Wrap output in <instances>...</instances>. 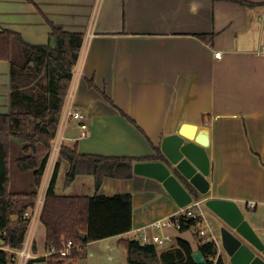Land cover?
<instances>
[{"label":"crops","instance_id":"0c3cea01","mask_svg":"<svg viewBox=\"0 0 264 264\" xmlns=\"http://www.w3.org/2000/svg\"><path fill=\"white\" fill-rule=\"evenodd\" d=\"M245 1L255 5L229 0H0V30L13 29L30 43L47 44L52 21L84 35L68 93L84 117L66 119L62 111L56 136L71 142L64 145L79 154L132 157L139 159L136 163L164 160L163 137L181 134L205 147L210 158V189L200 198L235 201L264 240V52H258L264 46V0ZM10 67L0 59V113L11 110ZM157 155L162 156L148 159ZM57 159L51 152L37 198L13 201L11 229L21 225L22 207L45 198L51 179L46 174L51 164V177ZM62 170L60 193L79 195L67 189L87 188L85 195H132V229L101 241L114 239L123 247L119 240L130 238L122 236L137 238L141 228L178 208L159 180L134 169L130 177L103 176L99 190L93 175L63 178ZM208 223L217 235L218 223L217 232ZM147 232L165 238L163 244L154 242L157 253L158 245L174 249L178 238L194 252L204 243L193 227L150 226ZM29 233L34 243L27 264H48L55 249L47 245L41 219L25 236ZM92 242L71 264H106L95 262V249L93 258L80 262ZM6 247L0 236V248ZM219 255L231 264L221 248ZM109 259L112 264L114 257ZM8 264H20L18 256Z\"/></svg>","mask_w":264,"mask_h":264},{"label":"trees","instance_id":"16d2710c","mask_svg":"<svg viewBox=\"0 0 264 264\" xmlns=\"http://www.w3.org/2000/svg\"><path fill=\"white\" fill-rule=\"evenodd\" d=\"M229 1L255 5L245 0ZM49 24L51 40L47 44L30 43L13 29L0 30V59L9 61L11 66V110L0 113V232H5L1 237L11 247L21 246L28 228V220L23 218L27 208L22 207L19 210L21 225L11 229L13 201L38 196L84 40L82 33L69 32L52 21ZM16 142L21 144L16 166L33 176L30 189L20 192L10 190L11 145ZM135 160L139 159L79 154L76 148L61 145L40 218L47 228V245L55 249L48 258V264H71L73 259L81 256L85 243L132 229L130 193H60L57 182L61 167L64 166L70 179L77 175H93L95 188L99 190L105 175L130 177ZM194 224L193 219L182 222L180 230L190 229ZM83 234H86L85 239ZM69 240L79 248L74 247L69 256H63L59 250ZM119 244L128 251V264H142L140 255L157 254L154 244L143 243L138 238L121 239ZM176 244L174 249L161 253L165 264H214V258L217 259L216 264H225L212 242H204L199 247L205 263L195 261L194 250L188 241L178 238ZM10 257L9 251L0 248V264H8Z\"/></svg>","mask_w":264,"mask_h":264},{"label":"water","instance_id":"95a60500","mask_svg":"<svg viewBox=\"0 0 264 264\" xmlns=\"http://www.w3.org/2000/svg\"><path fill=\"white\" fill-rule=\"evenodd\" d=\"M161 151L164 160L134 163L136 174L159 180L178 207L194 198L206 195L210 189V158L202 145L174 133L163 137ZM205 205L218 219L221 250L231 264H264V240L246 219L240 206L232 200L207 198ZM83 239L86 234L82 235ZM197 263H205L200 250L193 253Z\"/></svg>","mask_w":264,"mask_h":264},{"label":"built area","instance_id":"2783aa9c","mask_svg":"<svg viewBox=\"0 0 264 264\" xmlns=\"http://www.w3.org/2000/svg\"><path fill=\"white\" fill-rule=\"evenodd\" d=\"M259 53L264 52V46L262 50L258 51ZM215 56L220 58L221 52H216ZM64 117L66 119L75 118V119H82L84 117V114L81 110H79L77 107H75L73 101L71 100L70 96H67L65 105H64ZM64 137H61L59 139H56L54 142V145L52 146L53 152L58 154L62 143V139ZM205 198H194L191 203L184 207H178L177 210L169 215L166 218L156 220L152 223V225H148L144 228L140 229L138 239L141 240L143 243L147 244H154V242H157L159 244L165 243V238L160 237L158 235L152 236L148 234L147 230L148 227L153 228H161L163 226H174L180 229L182 227V222L189 221L191 219L195 220V224L192 226L195 228L199 234L200 237L203 238L204 242H212L217 246L218 254L220 250L219 245V238H217V235H215L213 228L208 223V219L205 214V209H207L205 205ZM44 203V197H40L36 202H34L33 207H28L24 213L23 218L28 220V228H33V224L37 222L41 218V212L42 207ZM208 228V229H206ZM5 234V232H0V236ZM33 237L29 233L27 236H25L22 244L18 248L11 247L10 245H7L6 250L10 252L11 258L15 259L16 256L19 258L20 264H27L28 260L32 257V247H33ZM76 247L79 248V245H76L73 243L72 240H69L65 242V246L59 250V252L63 256H69L71 254V250ZM55 252V250H54ZM217 259L214 258V264H216Z\"/></svg>","mask_w":264,"mask_h":264},{"label":"rangeland","instance_id":"374dc122","mask_svg":"<svg viewBox=\"0 0 264 264\" xmlns=\"http://www.w3.org/2000/svg\"><path fill=\"white\" fill-rule=\"evenodd\" d=\"M68 127V126H67ZM59 130H58V134L60 136ZM64 135L65 132H64ZM57 136L54 139V142L56 141ZM53 142V145H54ZM71 143V142H67V139L64 137L62 139V143ZM18 143V142H17ZM19 144V143H18ZM20 145L17 147L15 144L11 145L12 148V153H11V158H10V177H11V181L12 184H10V190L11 191H26L30 189V185L33 182V176L31 175L30 172H24V171H20L17 166H16V158L17 156L21 153L20 151ZM53 148L50 151V155L52 152V158H54V155H57L56 153H54ZM45 154V152L42 154V156ZM49 161V160H48ZM64 167V166H63ZM47 168V166H46ZM49 171L52 172V167L50 164V169L48 170V174H46V178H51ZM65 172L66 169L63 168V170L61 171L62 177H65ZM52 176V174H51ZM89 190L87 188H85L84 190L82 189H76L75 191H72V189H67V192L72 193L75 192L77 194H86V193H90L88 192ZM92 191V190H91ZM205 214L207 215V219H209V221L213 224V226L215 227V230L217 232V228L215 226V224L219 223V219L218 217L213 214L209 209H205ZM263 215V220H264V214ZM264 223V222H263ZM208 229V228H206ZM218 234L217 233V238H218ZM135 235L132 234L130 236H122L125 238H133ZM114 239H107L105 241H101V240H96L92 243H90L91 245L87 246L85 249V254L80 258V260H82L83 258H93L91 257L90 253L92 249H95L96 251H99V253L97 254V256H95L96 259V263H111L110 262V256L114 257V260L112 262V264H126L125 260H126V255L128 256V251L126 249H124L123 247H120L118 245H116V242L113 241ZM219 241V240H218ZM220 245V243H219ZM168 248L164 247V245H158V253L156 255H151V254H143L139 256V259L141 260L142 264H165L162 259H161V253L163 250H167ZM81 263H87L86 261H84V259L82 261H80Z\"/></svg>","mask_w":264,"mask_h":264}]
</instances>
